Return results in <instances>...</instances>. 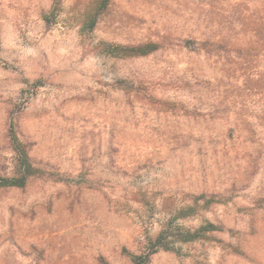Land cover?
Wrapping results in <instances>:
<instances>
[{
  "label": "rangeland",
  "instance_id": "obj_1",
  "mask_svg": "<svg viewBox=\"0 0 264 264\" xmlns=\"http://www.w3.org/2000/svg\"><path fill=\"white\" fill-rule=\"evenodd\" d=\"M98 3L0 0V264H264V0Z\"/></svg>",
  "mask_w": 264,
  "mask_h": 264
},
{
  "label": "trees",
  "instance_id": "obj_2",
  "mask_svg": "<svg viewBox=\"0 0 264 264\" xmlns=\"http://www.w3.org/2000/svg\"><path fill=\"white\" fill-rule=\"evenodd\" d=\"M107 4H108V0H99L95 14H93L90 17L88 23L86 24L88 28L91 29L95 25L97 14H99L106 7ZM44 19L47 22L50 21L51 15H46ZM104 45L106 51L113 55H127V54L146 55L157 48V44L154 42H145L134 45H118V44H109V43ZM7 137L10 146L14 152V158L18 166V174L11 176H4L0 174V187L22 188L25 186L28 179L34 174H36L39 170L32 164L28 155L26 145L19 138L16 122L13 116L9 118L7 124ZM200 197L203 198L204 195H201ZM211 200L212 199H207L205 201L210 202ZM218 229H220L219 226L213 224L212 222H207L193 231L191 230H186L184 232L181 231L179 235L182 241H187L201 237L205 231H213ZM162 238L163 235L160 234L156 238L155 242L151 244V246L148 248L147 252L145 253L135 254V253L127 252L126 250L124 251L127 253L133 264H147L149 260V256L152 253L156 252L158 247L161 246L164 247L165 249H169L168 246H166L165 243L161 241Z\"/></svg>",
  "mask_w": 264,
  "mask_h": 264
}]
</instances>
